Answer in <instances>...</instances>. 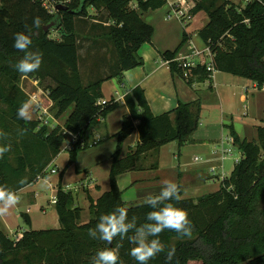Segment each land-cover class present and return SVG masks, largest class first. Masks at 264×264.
<instances>
[{
  "label": "trees",
  "instance_id": "obj_1",
  "mask_svg": "<svg viewBox=\"0 0 264 264\" xmlns=\"http://www.w3.org/2000/svg\"><path fill=\"white\" fill-rule=\"evenodd\" d=\"M167 1L72 0L59 6L55 14H50L40 0H0V99L7 102L9 110L6 114L17 125L5 123L1 128L10 134L9 140L4 142H10L12 148L0 159V185L19 191L35 182L38 176L44 177L46 167L61 152L67 137L65 130L79 134V140L69 150L67 167L77 160L82 150L101 142L88 139L87 130L99 124V115L106 117L119 105L114 98L103 106L98 104L100 99H104L103 83L118 78L123 84L126 70L144 64L139 50L152 42L155 27L142 15L163 7ZM133 2L137 6L131 8ZM89 7L107 12L111 24L109 28H103V34L95 39L101 42L107 36L109 40H106L116 51V60L112 70L98 73L97 78L85 84L80 68L77 20L89 16ZM199 12H204L209 18L199 35L215 52L216 69L264 86V0H250L243 7L232 0H197L191 14ZM37 16L42 22L38 29L32 25L33 18ZM52 21L55 24L51 29L59 33L60 39L50 37V31L43 29ZM29 30L33 41L31 50H37L43 56L39 70L29 75L40 79L51 77L56 82L51 96L56 102L57 117L73 108L67 116L64 130L60 127L49 130L44 125L37 131L39 121L17 117L18 108L29 101V96L18 86L21 75L15 64L24 53L13 47V37L17 32L28 33ZM187 41V34H184L175 50L162 53L165 60H170L172 72L183 76L188 70L173 59ZM103 48L100 45L98 49ZM188 72L189 83L213 81L205 66ZM124 101L129 114L124 116L122 128L117 133L118 146L110 172L111 189L98 199L90 198L92 219L81 225V210L75 203L72 190L59 188L56 208L61 227L26 231L19 242L0 229V264H90L99 249L117 246L124 264H137L129 255L132 245L127 239L121 241L117 237L109 245L91 239L88 231L95 227L102 214L111 212L118 205L128 208L129 218L136 216L138 225L145 222L146 214L152 209L142 203L127 205L117 177L136 169L140 156L145 154L156 156L153 169H157L161 148L170 142L177 141L179 148L192 143L200 125L202 104L200 101L181 102L173 112L155 115L141 86L127 93ZM4 114H0V119ZM229 128L232 141L242 156L231 175L222 180L219 190L202 195L198 200L185 198L179 176L182 199L173 203L187 210L194 232L191 239H176L177 234L167 230L161 234L163 243L175 247L171 264H189L191 261H201L202 264H264V125L257 128V137L253 140L241 138L234 126ZM18 129H27V133L20 136ZM135 130L139 131L140 141L122 158L123 143ZM12 152L16 154L15 159L11 158ZM26 220L30 222L27 217ZM149 264H166L165 254H159Z\"/></svg>",
  "mask_w": 264,
  "mask_h": 264
},
{
  "label": "crops",
  "instance_id": "obj_2",
  "mask_svg": "<svg viewBox=\"0 0 264 264\" xmlns=\"http://www.w3.org/2000/svg\"><path fill=\"white\" fill-rule=\"evenodd\" d=\"M166 5L169 7V12L171 10L170 0L167 1ZM161 10L162 7L156 10H149L142 15L145 21L155 27V34L152 42L144 44L139 50V54L143 58L144 64L126 70L124 72L123 84H120V82L115 84L114 94H112L111 97L106 96L105 85L107 82L112 81L115 78L103 83L102 91L104 99L110 100L111 98H114L118 100L119 105L106 115L103 122H99V124L94 125L87 130L88 139H95L98 136L100 137L101 142L86 148L88 150H82L79 153L77 160L68 167L70 152L63 148L48 167L54 175H50L47 178H41L17 191L20 196L19 204L11 208L6 215L0 216V229L5 234L11 236L14 232H26L31 229H59L61 227L59 214L56 205L50 200L51 195L57 193L59 188L72 190L73 193H75V190H77L79 194H82L83 192L84 196L86 195L85 197H87V193H89L93 199H98L104 192L111 189L110 172L113 163V154L118 146L117 133L122 128L124 116L129 114V108L124 101V97L137 86H141L144 89L148 103L155 115L173 112L181 102L189 103L200 101L203 108L206 97H216L221 101V106H223L225 102L227 103V97L230 101V95L235 94L236 91L239 90L240 100L243 103L245 102L243 105L244 109H247L248 115L251 113L253 116L251 118V123L235 119L233 114L222 112L221 125L227 129L230 137L229 126L231 125L234 126L241 138L253 140L257 137V128L260 125H264V122L262 121L264 114V92L254 89V81L246 78L245 80H235L228 73V75L222 76V82L218 83L216 82L215 76L213 81L207 80L210 83V93L207 88H202V85L206 81H194L193 83H189L188 79L183 75L173 73L170 63L165 60L162 54L167 50H175L182 41L184 34H187L188 41L181 51H188L190 40H194L199 47H202L205 43L201 39L199 31L207 25L209 19L206 20L205 18V25L199 29L196 34L195 32H189L186 30L183 26L184 24L178 19V22H176L172 21L173 19H167L166 16H163L158 20L157 18L159 17ZM203 15H205V13L199 12L195 15V19L203 17ZM159 23L162 25L160 26L164 32V39L158 36ZM192 23L193 22H191V24ZM195 35L199 37L197 41L194 39ZM86 45H89V47L84 48L87 52L93 49L91 43L87 42ZM95 51L96 53H100L101 57L104 55L103 49L97 48ZM253 122L259 123L252 124ZM209 123L215 122L210 121ZM204 125L205 123L200 121V126ZM254 129L256 130L255 132H253ZM220 132L222 134V130L219 128L211 130L207 133L209 139H207V142L203 143H198L194 138L192 143H186L182 146L180 149L181 153L187 152L188 150H194L195 157H197L199 154L197 151L200 150L202 153L205 152L208 156L207 159L212 158L214 160V157L217 155V153L214 152L218 150L216 149L218 145L220 147V141L216 137ZM227 138L228 137L224 138L225 141H222L224 144H226ZM139 141V131L135 130L133 134L124 141L121 157L123 158L133 151ZM211 144H213L215 150L211 148ZM163 148L164 146L161 148L159 165L156 172H160L159 168L164 151ZM104 149H107L105 154ZM63 150L68 152L64 153ZM232 154L233 152L230 157ZM207 159L206 162H204L205 160H201V163L195 162L200 166H197L193 162L194 164L185 163L184 166L179 167V173L181 174L191 169V167L192 169L196 168V174H193V176L186 173L183 174L181 179V184L184 190L183 197H195L198 196V194H203L202 191L211 193L219 190L221 183L213 191L206 189L207 182H210L211 180L215 181V177L212 173L208 174L205 172V169L207 167L209 168V165L211 164V161H207ZM145 168L148 167L145 165L141 166L137 163L136 169L121 173L117 177L119 188L123 191L124 201L127 205L141 204L143 201V199L139 197L141 196V193L137 192L135 189L138 185H141V182L145 179L138 177V173L140 174L146 171L144 170ZM54 169L56 172H53ZM157 178L159 177H154L153 179ZM83 199L85 198L83 197ZM26 217L30 219L29 223L26 222Z\"/></svg>",
  "mask_w": 264,
  "mask_h": 264
},
{
  "label": "rangeland",
  "instance_id": "obj_3",
  "mask_svg": "<svg viewBox=\"0 0 264 264\" xmlns=\"http://www.w3.org/2000/svg\"><path fill=\"white\" fill-rule=\"evenodd\" d=\"M52 1L53 2L63 1L64 3L59 6H64L70 3L72 0H52ZM174 1L175 0H170L171 3ZM196 1L197 0H188V3L190 6L194 7L196 4ZM232 1L235 2V4L243 7L250 0H232ZM130 6L131 8H134V6H137V3L133 2L130 4ZM168 10H169L168 5H165L164 7H162V10L159 13L160 15L157 19L160 20V18H162L163 16H166L168 13ZM88 11H89L88 17L79 18L77 20L78 28L80 31V37H79V41H80L79 45H80V53H81V60H80L81 67L80 68H81V73H82V77L84 78L83 80L85 84H87L90 80L97 78L98 73L100 72L108 73L110 70H112L111 66L112 68L114 67V62H115L114 60H116V51L115 49L113 50L112 44L111 43L109 44V42L107 41L109 40L107 36H105L104 40L103 41L101 40V42L96 41L95 39L97 35H99L100 33L103 34V28H106V27L109 28V25L111 24L107 18L108 17L107 12L104 9H95L94 7H89ZM195 15H192V19H190L189 21L188 19H185L187 23L186 25H183V26L189 32H195L197 34V31L205 25V22H206L205 18L206 20H208L209 18L205 14L206 17L205 15H203V17L195 19ZM172 21L178 22V20L175 18H173ZM191 22L193 23L191 24ZM160 25L161 23L158 24V28H159L158 36L164 39V32L161 28L162 25L161 26ZM50 37L54 39L61 38L59 33L55 29L50 30ZM194 39L197 41L199 37L195 35ZM87 42L91 43L94 46H97V48H100V45L103 46L104 55L101 57L100 53H96L95 51V49H97L96 47H93L92 50L87 52L84 49L85 47H89V45H86ZM226 75H228V73L223 72V71L221 72L220 70H218L216 73V82L221 83L222 82L221 77L226 76ZM230 76L234 78L235 80H245L244 77H240L238 75L230 74ZM117 82H119V79L115 78L114 80L106 83L105 92H106L107 97H111L112 94H114L115 84ZM255 85H257V88H254V89L264 92V86L260 87L257 83H255L254 86ZM18 86L29 96V101H31L35 107L34 114L32 116L31 121H39V127L37 128V131L40 129L41 126H44V125H46L49 130H54L57 127H60L61 130H64L65 121L67 119V116L70 114L73 108H71L68 112H66L60 118L56 116L58 109H57L55 100L51 96V90L52 88L56 86V82L53 80V78L45 77L44 79H40L38 77L31 76V75H28L26 77L21 76L18 82ZM202 88L203 89L207 88L208 91L211 90L209 81L206 80V82H204V84L202 85ZM209 92L211 93V91ZM239 92L240 91L238 90L236 91L235 94H231L229 97L230 101L227 97V103L225 102L223 106H221V101L218 100L216 97L214 98L206 97L205 98L206 100H204L202 113H201V119H200V121L204 122L205 125L204 126L199 125L197 132H195V134L193 135V139L195 138V141L197 140L198 143L207 142V139H209V136L207 135V133H209L211 130H215L219 128L222 130V134L220 132L216 136L220 141L219 144L222 141H225L224 138L228 137L225 146L229 148H233V151H232L233 154L230 158L224 161V168L223 169L220 168L218 170L220 174L224 173L226 177H229L231 175L236 165V160L241 158L242 152L234 145L227 129L221 125L222 112L227 113V114H233L235 119H240L241 121H247L249 123H251V118L253 117L251 113H249L248 115V111L246 108L244 109L243 105L245 102L243 103L240 100ZM8 110H9V106L7 102H4L2 99H0V114H4V113L6 114ZM5 114L0 119V129L2 128V126H4L3 124L5 123L11 124V122H12V125L16 127L17 125L13 121V119L10 117V115L8 114L5 115ZM41 115L44 116L43 117L44 119L40 118ZM53 118H55V120ZM45 120L46 121L48 120L47 121L48 123H43L45 122ZM210 121H214L215 123H209ZM255 123H259V122H253L252 124H255ZM255 131L256 130L254 129L253 132ZM64 142H67V141L65 140ZM64 142L61 147V151L63 148H65ZM211 148L212 149L215 148L213 144H211ZM218 148H219V145L216 149ZM180 149L181 148H179V144L177 141H173V142H170L169 144L164 145V148H163L164 151L162 154L161 164L159 168L160 172L158 171L156 172L155 168L153 169V164L157 159L156 156L152 155V153L140 156L138 163L141 166L145 165L148 167L144 169L146 171L140 174L138 173L139 175L138 177L145 178L141 182V185H138V187L135 189L137 192L141 193V196H139L141 197V199H143L148 194H155L156 192L158 193L162 186V182L166 179L173 180L176 183H178L179 176L182 179L184 173L190 174L191 176H193V174H196V168L192 169V167L191 169H189L186 172H183L182 174L179 173L180 166H184L185 163H193V162L195 163L196 162L195 161L196 155H195L194 150H188L187 152L181 153ZM63 152L67 153L68 151L63 150ZM106 152H107V149H104V154ZM197 153H199L197 156H199L200 158L205 160L204 162H206V159L208 156L205 154V152L202 153V151L198 150ZM15 156L16 154L12 152L11 158L15 159ZM196 163H201V162H196ZM50 164L46 167V170L44 171L46 175L41 178H47L50 175H54L51 173V170H49L48 168ZM211 164L214 165L216 163L212 162ZM211 164L209 165V168L207 167L205 169V172L208 174L211 173V170H210ZM197 166H200V165H197ZM49 171H50V174H49ZM154 177H159V178L153 179ZM217 177L219 180L216 178L215 181L211 180L210 182L206 183L207 190L213 191L222 182V179H220V176L218 175ZM41 178H39L38 176L37 180H40ZM181 179H180V182H181ZM66 191H69V190H66ZM202 192L203 194H198V196L191 197V198L198 200L200 196L210 193V192H205V191H202ZM55 194L57 195V193ZM73 194L75 197V203L80 208L81 214H82V217L79 223L81 225H84L92 219V215H91V211L89 207H90V198H93V197H91L89 193H87V197H85L86 195L84 196L83 192L82 194L81 193L79 194L77 190H75V193ZM53 196L55 197L54 194L51 195V197ZM83 197L85 199H83ZM56 200L58 201V198H56ZM56 203L57 202L53 204L56 205ZM24 233L25 232H17V233L14 232L9 237L15 242H19L23 238ZM20 235L21 237H19ZM189 264H202V262L201 261H191Z\"/></svg>",
  "mask_w": 264,
  "mask_h": 264
},
{
  "label": "clouds",
  "instance_id": "obj_4",
  "mask_svg": "<svg viewBox=\"0 0 264 264\" xmlns=\"http://www.w3.org/2000/svg\"><path fill=\"white\" fill-rule=\"evenodd\" d=\"M41 18L34 17L32 25L41 27ZM13 47L24 53L15 64L16 71L23 77L39 70L43 63L42 53L31 50L33 44L30 30L14 34ZM35 107L31 101H25L17 110V117L31 121ZM27 129H18V135L23 136ZM10 134L0 129V159L11 151L12 145L8 141ZM24 183L23 180L20 181ZM181 186L173 180H164L158 193L148 194L143 198L142 205L151 211L146 214L145 222L138 225L137 217L129 218L128 208L117 206L111 212L102 214L94 228H90L88 236L93 240H100L111 245L119 237L121 241L128 240L132 247L129 255L137 264H149V261L159 254H165L166 264H171L175 256V247L166 245L160 239L163 232H175L176 239H191L194 224L189 218L187 210L177 207L175 202L182 199ZM20 196L16 190L0 185V216L6 215L11 208L18 205ZM131 233V235H130ZM90 264H124L120 259L119 246L99 249L91 259Z\"/></svg>",
  "mask_w": 264,
  "mask_h": 264
},
{
  "label": "built area",
  "instance_id": "obj_5",
  "mask_svg": "<svg viewBox=\"0 0 264 264\" xmlns=\"http://www.w3.org/2000/svg\"><path fill=\"white\" fill-rule=\"evenodd\" d=\"M40 1L42 2L43 7L46 10H48L50 14H55L58 11L59 5H62L64 3L63 1L53 2L52 0H40ZM170 5H171V10L166 15L167 19H173V18L178 19L181 22H183L184 25H186L187 23L185 19H188V21L192 19L191 9L193 6L189 5L188 0H175L172 3L170 2ZM188 48H189L188 51L179 52V54L177 55L176 58L173 59V61L179 62V65L184 70L187 69L188 71L192 70L193 68H197L199 66H205L207 70L210 71V78L214 80L218 70L216 69V66H215V52L212 50L211 46L205 43L203 44L202 47H199L194 42V40H190ZM167 62L170 63V60H167ZM188 71L184 72V76L186 78L190 76ZM254 88H257V85H255ZM108 101L109 100H106V99H100L98 104L103 106ZM43 117H44L43 115L40 116L41 119H44ZM53 119L55 120V118ZM104 119H105L104 116L102 115L98 116L99 122H103ZM47 121L45 120V122L43 123H48ZM65 133L67 136L65 140L67 142H64V145H65V149L69 151L73 147V145L79 140V134H75L68 130H65ZM96 141H100V137L97 136ZM232 151H233V148L226 147L224 142H221L218 150L214 152V153H217L216 157H214V160L212 158L207 159V161H211L210 163L212 162L216 163L214 165L211 164V167H210L211 173L214 176L219 175L220 179L222 180L226 178V175L224 173L220 174L218 170L220 168L221 169L224 168V161L230 158ZM201 160L203 159L200 158L199 156L195 157L196 162H200ZM239 160L240 158L237 159L236 162ZM53 172H56V170L54 169ZM54 195L55 197L54 196L51 197L52 203L57 202L56 200L57 195L56 194ZM19 237H21V235Z\"/></svg>",
  "mask_w": 264,
  "mask_h": 264
},
{
  "label": "water",
  "instance_id": "obj_6",
  "mask_svg": "<svg viewBox=\"0 0 264 264\" xmlns=\"http://www.w3.org/2000/svg\"><path fill=\"white\" fill-rule=\"evenodd\" d=\"M55 24V21H52L46 25L43 26V29L45 30V32H49L51 30V28L53 27V25Z\"/></svg>",
  "mask_w": 264,
  "mask_h": 264
}]
</instances>
